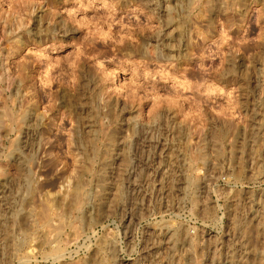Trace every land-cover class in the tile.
Wrapping results in <instances>:
<instances>
[{"label":"rangeland","instance_id":"374dc122","mask_svg":"<svg viewBox=\"0 0 264 264\" xmlns=\"http://www.w3.org/2000/svg\"><path fill=\"white\" fill-rule=\"evenodd\" d=\"M29 1L0 0V264H264V0Z\"/></svg>","mask_w":264,"mask_h":264},{"label":"bare ground","instance_id":"6f19581e","mask_svg":"<svg viewBox=\"0 0 264 264\" xmlns=\"http://www.w3.org/2000/svg\"><path fill=\"white\" fill-rule=\"evenodd\" d=\"M123 1V0H122ZM165 0H163L161 3H163ZM170 1V0H169ZM179 0H171L170 1V3H172V2H176L175 4L173 3L172 4V8L171 9H173V11H174V9L176 8V4H178L177 2H178ZM181 1V0H180ZM124 2V1H123ZM27 3V2H26ZM53 3H55V4H58V2H56V1H54ZM144 3H146L147 5H155V2L153 1V0H145L144 1ZM159 3H160V1H159ZM169 3V2H168ZM26 5V17L28 16V18L30 17V18H32V19H34L33 20V22H39L40 21V18H41V13H42V7H38L37 5H36V3L34 2V0L32 1H29L27 4H25ZM50 5V4H49ZM48 5V6H49ZM163 5H164V3H163ZM47 6V7H48ZM156 6V5H155ZM169 5H167L166 6V4H165V6L163 7L164 8V10L166 11L167 10V7H168ZM169 9V8H168ZM25 10V9H24ZM176 10H177V8H176ZM165 11H164V13H165ZM3 12V11H2ZM2 12L0 11V13H1V17H0V35H3L2 34V32L4 33V21H5V17H2ZM49 12V11H48ZM5 12H3V14H4ZM6 15V19H7V13L5 14ZM4 16V15H3ZM19 17H21V16H19ZM23 18V17H22ZM42 20V19H41ZM44 20V19H43ZM19 21V20H18ZM31 21V20H30ZM176 21V20H175ZM174 21V22H175ZM20 22H22V20H20L17 24L18 25H23V23L21 24ZM31 23V22H30ZM34 23V24H35ZM47 23V22H46ZM45 23V24H46ZM176 23V22H175ZM38 24L39 23H37L36 25H35V27H33V29L32 30H28L26 33L27 34H29V35H35V37H39V35L41 36V35H44V36H48V35H54V37H58V38H66L67 36H72V35H74L75 33L72 31V29H68V26L67 27H62L61 25H59L58 24V26H60L59 28L57 27V28H54V26H53V28L54 29H52V30H50V32H48V30H47V28L46 27H44L43 29H42V27L40 26H38ZM17 25V27H19L17 30H19L21 27L20 26H18ZM40 25V24H39ZM48 25V24H47ZM47 25H43V26H47ZM24 26H26V25H24ZM23 26V27H24ZM172 27L171 28H173V29H171V31H170V36H169V38L167 37V34H165V37H163L162 39L160 38L159 39V41H161V43H163V41L165 42V41H168V40H170V42H177L178 43V38H179V33L178 32H180V29H179V24H172L171 25ZM6 30V29H5ZM23 30V29H22ZM172 30H173V32H172ZM25 31V30H24ZM6 32H7V30H6ZM8 33V32H7ZM7 33H5L6 34V36L8 35V36H14L13 38H18V34H17V36H15L16 35V33H17V31L14 33V31H9V33L7 34ZM6 36H4V38L6 37ZM20 38H21V36H19ZM3 38V39H4ZM8 38V37H7ZM12 38V37H11ZM19 38V39H20ZM6 39V38H5ZM9 39H10V37H9ZM16 39H12L14 42H16V41H18V40H16ZM22 39V38H21ZM50 40H51V38H50ZM155 40L157 41V42H159L156 38H155ZM21 41V40H20ZM155 41V42H156ZM8 42H9V40H8ZM19 42V41H18ZM5 43H6V41H5ZM10 43V42H9ZM13 43V42H12ZM147 44V43H146ZM22 46V45H21ZM155 46V45H154ZM10 49H11V47H10ZM11 50H13V49H11ZM15 52V51H14ZM14 54V53H13ZM10 56H12L11 55V53H10ZM24 68V67H23ZM25 69H26V67H25ZM4 112V111H3ZM9 112H7L6 111V114H8ZM9 115V114H8ZM7 115V116H8ZM2 116V117H1ZM1 116H0V118L2 119L5 115L2 113L1 114ZM7 116H5L6 118H7ZM4 117V118H5ZM9 118H10V116H9ZM1 123V122H0ZM1 126V125H0ZM0 130H2V128L0 129Z\"/></svg>","mask_w":264,"mask_h":264}]
</instances>
